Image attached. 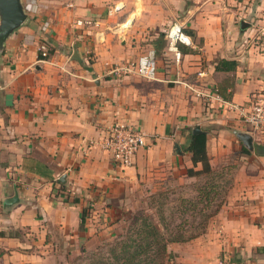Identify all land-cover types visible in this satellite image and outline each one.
I'll use <instances>...</instances> for the list:
<instances>
[{
  "label": "crops",
  "instance_id": "crops-1",
  "mask_svg": "<svg viewBox=\"0 0 264 264\" xmlns=\"http://www.w3.org/2000/svg\"><path fill=\"white\" fill-rule=\"evenodd\" d=\"M20 3L26 19L0 48V264H55L59 248L114 235L129 200L196 181L186 174L200 169L187 151L195 127L211 169H232L233 179L205 232L168 246V264H264V131L227 108L264 103V52L253 40L264 30V0ZM173 22L193 44H180L178 63L165 38ZM43 40L51 53L39 61ZM141 55L155 59V80L108 75ZM219 60L236 69L217 71ZM216 88L229 95L225 104L195 95ZM124 122L147 144L121 170L93 142ZM237 133L251 137V150Z\"/></svg>",
  "mask_w": 264,
  "mask_h": 264
},
{
  "label": "trees",
  "instance_id": "trees-1",
  "mask_svg": "<svg viewBox=\"0 0 264 264\" xmlns=\"http://www.w3.org/2000/svg\"><path fill=\"white\" fill-rule=\"evenodd\" d=\"M184 32V31H183ZM180 48V44L178 45ZM181 50V49H180ZM49 49V55H50ZM236 62L219 60L215 69L217 71H234ZM223 100H228L229 95L221 92L216 88ZM187 151L191 154L193 166L200 165L199 170L188 169L186 171L189 177H205V182L198 187L196 201L182 198L180 204L182 208H178L179 213L183 216L188 215L192 219L189 224L188 220H182L174 231L166 233V224L160 229L148 215L139 214L131 218L127 230L123 236L117 237V241L111 246L108 251V257H99L89 264H167L172 255L168 251V246L173 243L189 242L202 235L207 227V223L221 208L225 202L226 194L231 185L228 186L223 198L218 200L217 197L218 185L213 182V178L219 175L217 171H213L210 167L206 141L207 137L204 133L193 134L191 131L187 137ZM159 195V193H157ZM202 204V207L197 212L196 205ZM214 204L212 212L206 214L205 210ZM184 205V206H183ZM87 215L86 210L82 211L79 229H83L84 220ZM199 220L197 226L194 224ZM161 222L163 219L161 218ZM189 226V230L185 229Z\"/></svg>",
  "mask_w": 264,
  "mask_h": 264
},
{
  "label": "built area",
  "instance_id": "built-area-1",
  "mask_svg": "<svg viewBox=\"0 0 264 264\" xmlns=\"http://www.w3.org/2000/svg\"><path fill=\"white\" fill-rule=\"evenodd\" d=\"M115 7L112 8L114 10ZM116 10V8H115ZM76 26H83L81 20L75 22ZM167 41V51L171 54L174 61L178 63L181 59V52L178 45L183 44L188 47H193L192 40L187 36L182 27L173 22L165 31ZM254 43L259 46L264 52V30L259 32L254 37ZM38 60L46 61L49 57V45L46 40L39 43L37 48ZM108 75L113 78L136 76L142 79L152 81L157 76V64L154 58L141 55L135 60L118 62L111 65ZM197 97L207 98L216 103L225 104L223 98L217 94L216 90L213 93L196 92ZM228 110L238 114L241 122L248 124L252 131H264V103L261 99H251L243 105H229ZM92 143V142H91ZM101 150L107 153L112 164L123 170L133 165L136 153L146 147V135L139 128L129 123H115L107 129L104 137L93 142ZM219 264H236L233 262L224 263L222 260Z\"/></svg>",
  "mask_w": 264,
  "mask_h": 264
},
{
  "label": "rangeland",
  "instance_id": "rangeland-1",
  "mask_svg": "<svg viewBox=\"0 0 264 264\" xmlns=\"http://www.w3.org/2000/svg\"><path fill=\"white\" fill-rule=\"evenodd\" d=\"M217 172L219 175L213 178V182L218 185V189L216 190V192L219 193L218 196L216 195L218 202V200L225 197L224 193L232 183L233 171L232 169H227V171ZM195 180L196 181H191L189 183H183L182 185L170 182L169 184H164L161 189L148 193L144 192L136 198L129 200L126 205L128 208L125 214L117 220V222H120H118L114 235L111 237L96 236L89 244L85 247H80L78 250L76 248H70L67 245L59 248L60 250H58V252L61 254V259L55 264H89L99 257H108V251L115 241H117V237L125 234L131 218L139 214L150 216L160 229L166 224V233L168 234L170 231H174V227L183 219L188 220L189 224H191L192 219L188 217V215L191 214L192 211L182 216L178 208H182L180 204L182 198L190 199L193 202L196 201L197 189L205 182V177H195ZM157 193H159V195H157ZM201 207L202 204L196 205L195 211L197 212ZM213 209L214 204L206 209L205 213L208 214L212 212ZM161 218L163 222H161ZM197 223H199L198 219L194 224L197 226ZM189 228L190 227L187 226L185 229L189 230Z\"/></svg>",
  "mask_w": 264,
  "mask_h": 264
},
{
  "label": "water",
  "instance_id": "water-1",
  "mask_svg": "<svg viewBox=\"0 0 264 264\" xmlns=\"http://www.w3.org/2000/svg\"><path fill=\"white\" fill-rule=\"evenodd\" d=\"M26 16L23 12L20 0H0V48L7 37L20 25L24 23ZM248 24L240 22V29H245ZM193 134L200 133L199 128L195 127L192 131ZM236 136L242 142V144L249 150L252 149L251 137L245 133H237ZM18 201L15 194L12 198L5 201V206H11Z\"/></svg>",
  "mask_w": 264,
  "mask_h": 264
}]
</instances>
